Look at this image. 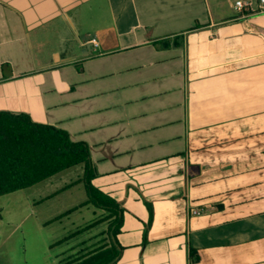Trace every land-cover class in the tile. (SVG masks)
<instances>
[{
	"label": "crops",
	"instance_id": "1",
	"mask_svg": "<svg viewBox=\"0 0 264 264\" xmlns=\"http://www.w3.org/2000/svg\"><path fill=\"white\" fill-rule=\"evenodd\" d=\"M235 1L0 0V111L88 144L123 210L79 256L264 264V12Z\"/></svg>",
	"mask_w": 264,
	"mask_h": 264
},
{
	"label": "rangeland",
	"instance_id": "2",
	"mask_svg": "<svg viewBox=\"0 0 264 264\" xmlns=\"http://www.w3.org/2000/svg\"><path fill=\"white\" fill-rule=\"evenodd\" d=\"M82 174V166L76 165L33 186L0 195V264H64L81 256V240L108 239V221L79 232L105 215L92 205L51 222L87 199L82 182L51 196Z\"/></svg>",
	"mask_w": 264,
	"mask_h": 264
},
{
	"label": "trees",
	"instance_id": "3",
	"mask_svg": "<svg viewBox=\"0 0 264 264\" xmlns=\"http://www.w3.org/2000/svg\"><path fill=\"white\" fill-rule=\"evenodd\" d=\"M76 165L83 166L82 177L54 191L51 196L82 182L87 199L65 213L55 216L51 222L83 206L92 205L105 211V218L90 222L79 232L110 219L109 229L114 227L111 235L115 236L122 223L123 210L118 201L93 185L95 171L90 160L88 144L72 140L69 133L62 128L33 121L26 113L0 111V195L33 186ZM146 205L149 210L147 222L149 226L153 210L151 203L147 202ZM59 243L61 240L55 242ZM118 253L116 245L110 243L109 247L100 246L64 264H106Z\"/></svg>",
	"mask_w": 264,
	"mask_h": 264
},
{
	"label": "built area",
	"instance_id": "4",
	"mask_svg": "<svg viewBox=\"0 0 264 264\" xmlns=\"http://www.w3.org/2000/svg\"><path fill=\"white\" fill-rule=\"evenodd\" d=\"M234 7L238 10H243V9H248V10H254L256 12H264V0H257V4H256V7L255 8H252V4L249 2V3H244L243 1L241 0H236L235 3H234ZM93 41H95L93 39ZM194 213H198V211L196 210L193 211Z\"/></svg>",
	"mask_w": 264,
	"mask_h": 264
}]
</instances>
